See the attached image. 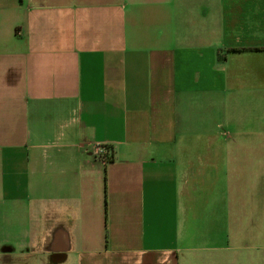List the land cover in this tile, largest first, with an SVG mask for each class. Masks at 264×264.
Listing matches in <instances>:
<instances>
[{
	"label": "crops",
	"instance_id": "1",
	"mask_svg": "<svg viewBox=\"0 0 264 264\" xmlns=\"http://www.w3.org/2000/svg\"><path fill=\"white\" fill-rule=\"evenodd\" d=\"M0 264H264V0H0Z\"/></svg>",
	"mask_w": 264,
	"mask_h": 264
},
{
	"label": "built area",
	"instance_id": "2",
	"mask_svg": "<svg viewBox=\"0 0 264 264\" xmlns=\"http://www.w3.org/2000/svg\"><path fill=\"white\" fill-rule=\"evenodd\" d=\"M95 154H96L97 157H100L104 162H107L109 160L108 159V157H109L108 153L105 152V150H103V148H101V147H98L96 149V153Z\"/></svg>",
	"mask_w": 264,
	"mask_h": 264
},
{
	"label": "trees",
	"instance_id": "3",
	"mask_svg": "<svg viewBox=\"0 0 264 264\" xmlns=\"http://www.w3.org/2000/svg\"><path fill=\"white\" fill-rule=\"evenodd\" d=\"M110 159V158H109Z\"/></svg>",
	"mask_w": 264,
	"mask_h": 264
}]
</instances>
